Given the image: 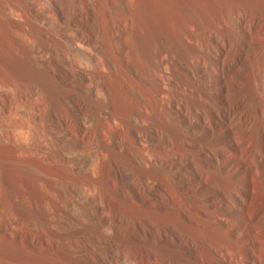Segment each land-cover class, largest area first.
Listing matches in <instances>:
<instances>
[{"label":"rangeland","instance_id":"374dc122","mask_svg":"<svg viewBox=\"0 0 264 264\" xmlns=\"http://www.w3.org/2000/svg\"><path fill=\"white\" fill-rule=\"evenodd\" d=\"M244 9L243 0H0V228L9 229L0 264H264V128L241 145L244 159L227 155L221 183L199 155V171L188 164L171 107L160 105L175 56L195 55L213 33L229 34L226 67L241 69L230 22ZM258 37L239 87L257 83L263 106Z\"/></svg>","mask_w":264,"mask_h":264},{"label":"bare ground","instance_id":"6f19581e","mask_svg":"<svg viewBox=\"0 0 264 264\" xmlns=\"http://www.w3.org/2000/svg\"><path fill=\"white\" fill-rule=\"evenodd\" d=\"M243 4L245 7L244 11L236 13L234 21L230 22L239 38L237 50L243 54L242 60L244 62L241 69L232 72L226 67L224 55L227 54L228 50L229 34L213 33L206 41L205 46L200 47L195 55L189 58L185 55L186 52L182 57H177L176 55L174 72L171 73L170 71L172 75L169 74L166 78L163 77L164 90L160 105L162 107L163 105L165 106V103H168L171 107L169 118L180 134V138L177 137L181 140V145L187 150V153L184 151V154H186L188 164L196 171H199L200 164H196V159L194 158L195 154L199 155L201 165L210 171L221 183L226 179L227 155L242 158L241 145L244 142L253 145L264 128V105L261 106L259 104L261 106L259 107L255 101L256 98L253 96V89L257 86V83L254 84L253 82L249 89H244L245 91L239 87L247 75V64L253 56H250V54H255L253 50V53L248 54L250 50L247 48L251 42L249 36L255 31L260 35V38L258 37L259 42H264V20L258 14L259 9L261 14L264 12V0H243ZM232 11L236 12V10ZM235 12L233 13L235 14ZM156 38H152L153 41H151L153 48L159 50L164 40L161 42V39ZM253 43H255V40ZM252 46L255 47L253 44ZM67 60L69 63L70 60ZM162 61L166 63V70L169 72L171 68L169 54L163 55ZM257 61L255 60V64ZM254 66L252 65L253 68H255ZM132 67L135 73L137 67L135 64H132ZM259 77L261 78V76ZM261 79V83L264 84V76ZM260 86L259 89L261 88ZM144 110L146 114L141 120L148 122L149 125L153 124V118L150 116L147 105H144ZM170 131L172 132L171 129ZM177 132L175 133L178 134ZM227 134H229L233 143L231 148L226 140ZM144 135L147 139L152 138L149 132ZM179 149H181L180 151L184 150L183 148ZM230 149L232 151L228 152ZM157 152L153 151L151 153L152 156L149 161L152 160V163H157L161 160V155H159L161 151ZM170 152H173V150ZM184 154H181V157L182 155L185 157ZM175 159L177 160V157ZM235 174L240 180L246 181L247 177L243 171ZM6 231H9L8 227L0 228V233Z\"/></svg>","mask_w":264,"mask_h":264}]
</instances>
